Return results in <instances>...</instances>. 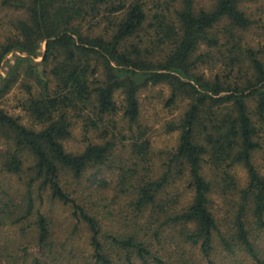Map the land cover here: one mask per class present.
<instances>
[{"label": "trees", "instance_id": "1", "mask_svg": "<svg viewBox=\"0 0 264 264\" xmlns=\"http://www.w3.org/2000/svg\"><path fill=\"white\" fill-rule=\"evenodd\" d=\"M201 1L4 0L26 16L0 69L45 51L23 104L39 127L0 107V143L13 139L0 172L16 178L0 186V264H264V45L245 35L263 0ZM160 84L166 106L185 104L173 148L155 149L142 120L141 88ZM120 111L123 131L88 137Z\"/></svg>", "mask_w": 264, "mask_h": 264}, {"label": "rangeland", "instance_id": "2", "mask_svg": "<svg viewBox=\"0 0 264 264\" xmlns=\"http://www.w3.org/2000/svg\"><path fill=\"white\" fill-rule=\"evenodd\" d=\"M210 0H202L204 4H208ZM253 9L262 7L264 8V0L251 6ZM25 12L21 9H17L14 6L5 4L4 0H0V43L10 35L14 30V23L21 18H24ZM264 15L263 20L259 25L254 27L245 33L247 40L252 45L258 46L261 41L264 45ZM45 51V43H41L37 56H32L20 51H13L8 54L2 63L0 69V88L5 79L10 78L14 83L8 92L0 96V107L5 109L9 114L14 117H18L19 120L29 127H39L32 122L29 115L24 111L23 104L28 96L26 84L32 80H37L34 70L36 67V73H42L43 66L39 65L42 60V54ZM31 74L33 76H31ZM36 85V82H34ZM170 96V89L167 85L160 84L156 86L148 85L141 88V103L143 110V123L148 127V137L153 142L155 149L173 148L178 143L179 130H170L167 128V123L176 119L179 121L182 112L184 111V103H179L176 106L168 107L165 104L166 99ZM122 97L118 96V103L121 105ZM121 111L115 117H108L104 119V123H100L98 128L91 129L88 133V137L95 142L101 141L100 134L104 132L103 126L111 127V136L115 133L113 128V122L118 123L119 130L123 131L126 127V122L121 118ZM146 127V128H147ZM113 133V134H112ZM122 141V140H121ZM121 141L118 145L121 146ZM125 143L127 140L124 141ZM13 143V139L2 140L0 143V151L5 153L9 145ZM86 145V137L84 136V130L82 123L79 122L76 125L73 136L65 142V147L69 151L78 152L84 149ZM255 163L259 171L264 174V150H260L255 154ZM240 182L244 185L246 182V172L243 168L237 169ZM12 181H16L15 177L7 175L4 172H0V186L9 185ZM219 203H221L219 201ZM50 207L55 203L48 202ZM56 211H57V207ZM60 209L62 207L60 206ZM59 218L67 217V213H58ZM29 254L35 257L43 259L42 252L36 247H32L28 250Z\"/></svg>", "mask_w": 264, "mask_h": 264}]
</instances>
